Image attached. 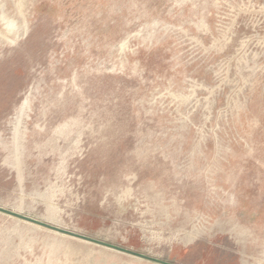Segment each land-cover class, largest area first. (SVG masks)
Returning <instances> with one entry per match:
<instances>
[{"label": "rangeland", "instance_id": "rangeland-1", "mask_svg": "<svg viewBox=\"0 0 264 264\" xmlns=\"http://www.w3.org/2000/svg\"><path fill=\"white\" fill-rule=\"evenodd\" d=\"M0 264H264V0H0Z\"/></svg>", "mask_w": 264, "mask_h": 264}, {"label": "water", "instance_id": "water-1", "mask_svg": "<svg viewBox=\"0 0 264 264\" xmlns=\"http://www.w3.org/2000/svg\"><path fill=\"white\" fill-rule=\"evenodd\" d=\"M1 210V209H0Z\"/></svg>", "mask_w": 264, "mask_h": 264}]
</instances>
